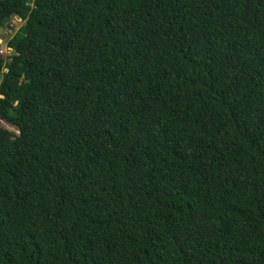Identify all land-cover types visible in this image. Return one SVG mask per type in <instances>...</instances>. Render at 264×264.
<instances>
[{
	"label": "trees",
	"instance_id": "trees-1",
	"mask_svg": "<svg viewBox=\"0 0 264 264\" xmlns=\"http://www.w3.org/2000/svg\"><path fill=\"white\" fill-rule=\"evenodd\" d=\"M14 17L0 264H264V0H0Z\"/></svg>",
	"mask_w": 264,
	"mask_h": 264
},
{
	"label": "rangeland",
	"instance_id": "rangeland-1",
	"mask_svg": "<svg viewBox=\"0 0 264 264\" xmlns=\"http://www.w3.org/2000/svg\"><path fill=\"white\" fill-rule=\"evenodd\" d=\"M23 26L22 20L20 18L14 17L11 19L10 27L0 28V53L5 54L7 57H12L14 52L9 49L8 42L11 41L17 33H19L21 27ZM5 70L3 73H6ZM2 77L0 75V81ZM0 127L8 129L14 133H18L17 129L7 125L0 119Z\"/></svg>",
	"mask_w": 264,
	"mask_h": 264
}]
</instances>
